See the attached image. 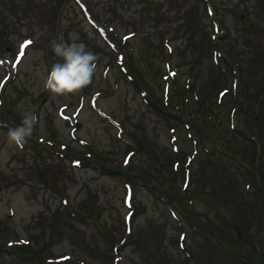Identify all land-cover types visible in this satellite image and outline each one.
I'll list each match as a JSON object with an SVG mask.
<instances>
[{
    "label": "rangeland",
    "instance_id": "rangeland-1",
    "mask_svg": "<svg viewBox=\"0 0 264 264\" xmlns=\"http://www.w3.org/2000/svg\"><path fill=\"white\" fill-rule=\"evenodd\" d=\"M0 24V264H264V105L240 104L264 98V0H0ZM61 38L98 56L69 96L44 88Z\"/></svg>",
    "mask_w": 264,
    "mask_h": 264
},
{
    "label": "clouds",
    "instance_id": "clouds-1",
    "mask_svg": "<svg viewBox=\"0 0 264 264\" xmlns=\"http://www.w3.org/2000/svg\"><path fill=\"white\" fill-rule=\"evenodd\" d=\"M50 43L60 60L51 66L44 88L56 96H69L89 86L97 69L98 56L83 42L77 43L76 38H72L71 43L62 38L59 42L53 40ZM37 124L35 113H24L21 124L8 130V142L22 149Z\"/></svg>",
    "mask_w": 264,
    "mask_h": 264
},
{
    "label": "trees",
    "instance_id": "trees-1",
    "mask_svg": "<svg viewBox=\"0 0 264 264\" xmlns=\"http://www.w3.org/2000/svg\"><path fill=\"white\" fill-rule=\"evenodd\" d=\"M187 21H188V24H189V28H192V27H196L197 26V24H198V22L196 23V25L194 24V17H193V15L192 14H188L187 15ZM196 22V21H195ZM1 25V24H0ZM188 28V29H189ZM2 31H3V29L1 30V28H0V45H1V40L3 39V34H2ZM226 35H224V36H219V38L221 37H225ZM216 41V40H215ZM217 45H220L221 46V44L220 43H217ZM224 56V55H223ZM229 56V55H228ZM225 57V56H224ZM226 58V57H225ZM229 58H230V56H229ZM133 71V70H132ZM126 74H127V76H129L130 77V80H132V83L134 84V85H136V86H138V87H140V85H144L143 83H142V81L140 80V78H138L137 76H136V78H135V75H134V73L133 72H131V73H128L127 71L125 72ZM141 91H144V90H141ZM176 92H177V90H176ZM150 103H151V105L153 106V107H155V108H160V109H162V110H165V111H167L168 112V114H170V115H172V116H174V117H178L179 118V120H181V119H185V121H188V123L189 124H191V125H194V126H197V121L196 120H190V117L188 116V114H187V112H181V111H179V110H177V109H175V108H172V105H170V103H167V104H165V106L163 107V108H161L155 101H153V100H150ZM178 112V113H177ZM211 133V132H210ZM210 135H214L213 133H211ZM209 135V136H210ZM211 138L215 141V142H217V139H216V137H212L211 136ZM236 153V152H235ZM93 156H94V154L93 153H91V155H90V160H95V159H93ZM98 161V160H97ZM99 163H101V164H103V162H101V161H99ZM106 166V165H105ZM107 167H109L110 168V165L109 166H107ZM131 167H125L124 169H123V171H126L127 173H128V175H131L129 172H131L132 170L130 169ZM175 200H176V202H175V204L177 205V206H179V205H181L180 204V202L177 200V198H174ZM180 207H182V206H180ZM186 212H190V209L189 208H187L186 207V210H185ZM183 212V211H182ZM217 237V236H216ZM219 242V241H218ZM220 244H222V241L220 242ZM22 248V246H20L19 248H17V249H21ZM11 249H13V248H11Z\"/></svg>",
    "mask_w": 264,
    "mask_h": 264
},
{
    "label": "flooded vegetation",
    "instance_id": "flooded-vegetation-1",
    "mask_svg": "<svg viewBox=\"0 0 264 264\" xmlns=\"http://www.w3.org/2000/svg\"><path fill=\"white\" fill-rule=\"evenodd\" d=\"M245 87V85L243 84V87L242 89ZM255 101V104L254 106H263L264 105V98L263 97H258V100H245L244 103L241 102L240 104L243 105V109L245 112H247L249 110V107H250V104L251 102H254ZM252 105V104H251ZM242 109H241V113H242ZM244 112V113H245ZM238 117V115H237ZM255 117L256 119H259L260 118V115L258 114H255ZM258 121L256 120V124H259L257 123ZM238 123V122H237ZM255 124V131H253L254 133H251V135H249L253 141H254V146H253V149L254 151H262L264 152V144L261 143V142H264V133H263V126L262 125H256ZM237 128V125L235 127V129ZM238 129V128H237ZM240 130V129H239ZM241 132V130H240ZM244 134V133H243ZM245 135V134H244ZM247 136V134H246ZM248 137V136H247Z\"/></svg>",
    "mask_w": 264,
    "mask_h": 264
},
{
    "label": "snow or ice",
    "instance_id": "snow-or-ice-1",
    "mask_svg": "<svg viewBox=\"0 0 264 264\" xmlns=\"http://www.w3.org/2000/svg\"><path fill=\"white\" fill-rule=\"evenodd\" d=\"M31 44V41H25L24 45L21 46V54H23V49Z\"/></svg>",
    "mask_w": 264,
    "mask_h": 264
}]
</instances>
